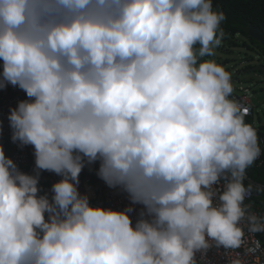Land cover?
Masks as SVG:
<instances>
[{
  "label": "clouds",
  "instance_id": "obj_1",
  "mask_svg": "<svg viewBox=\"0 0 264 264\" xmlns=\"http://www.w3.org/2000/svg\"><path fill=\"white\" fill-rule=\"evenodd\" d=\"M226 19L213 0H0V89L27 97L11 139L35 156L27 174L0 146V264H211L213 247L262 264L264 214L245 203L264 192L245 184L261 144L213 58ZM96 162L129 206L81 194ZM41 171L61 177L51 195Z\"/></svg>",
  "mask_w": 264,
  "mask_h": 264
},
{
  "label": "built area",
  "instance_id": "obj_2",
  "mask_svg": "<svg viewBox=\"0 0 264 264\" xmlns=\"http://www.w3.org/2000/svg\"><path fill=\"white\" fill-rule=\"evenodd\" d=\"M2 64L3 62L0 60V72H2ZM236 98L247 99V106L250 110L246 117L253 118L255 113V106L253 103L246 96ZM24 99H27L26 93L19 87L8 85L5 89H0V146L3 147L5 155L16 163L20 171L27 174H34V147L31 145L22 146L18 141H12V129L8 120L10 109L16 107L18 102ZM252 125L255 127L253 123ZM256 129L258 132V128ZM260 144L261 156L253 164L257 167H262L264 165V138H261ZM98 168L99 162H96L91 165L86 164L82 170L79 177V191L81 194H87L93 206L99 205L106 208L110 207L115 210H122L129 206L130 201L127 194L118 188H109L104 181L97 176L96 173ZM59 179H61V177L53 172L41 171L38 184L40 190L39 194L43 195L44 193H48L51 195L52 185ZM245 182L259 185L250 180L247 175ZM263 195L264 192H254L251 197L246 198L245 203L256 213L264 214V206L257 204V200L261 199ZM141 207V205H133L134 211L130 213L133 224H135L138 218ZM257 237L264 243V234H257ZM224 252L225 250L222 247L220 249L213 247L208 251L207 258L211 264H226ZM197 257L199 258V253H197ZM262 264H264V257H262Z\"/></svg>",
  "mask_w": 264,
  "mask_h": 264
},
{
  "label": "trees",
  "instance_id": "obj_3",
  "mask_svg": "<svg viewBox=\"0 0 264 264\" xmlns=\"http://www.w3.org/2000/svg\"><path fill=\"white\" fill-rule=\"evenodd\" d=\"M213 5L214 7H220L227 17L221 25L225 32L224 40L226 43L231 47H239L241 42L238 39L240 37L245 38L255 48L259 49L264 61V49L249 36L250 26L264 33V0H213ZM243 45L248 47L246 42ZM249 47L254 50L253 47ZM233 96L242 97L234 94ZM245 120L247 123H253L251 117H245ZM258 136L260 141L261 138H264L263 128L258 129ZM246 175L256 184L264 185V165L262 167L252 165L247 169ZM245 184L247 183L245 182ZM257 204L264 206V195L257 200Z\"/></svg>",
  "mask_w": 264,
  "mask_h": 264
},
{
  "label": "rangeland",
  "instance_id": "obj_4",
  "mask_svg": "<svg viewBox=\"0 0 264 264\" xmlns=\"http://www.w3.org/2000/svg\"><path fill=\"white\" fill-rule=\"evenodd\" d=\"M238 41L241 42L239 47H231L223 39L213 58L233 73L235 87L233 94L246 96L253 103L255 106L253 124L258 129H264V74L248 72L250 68L264 62L263 56L247 39L240 37ZM245 42L248 47L243 45Z\"/></svg>",
  "mask_w": 264,
  "mask_h": 264
},
{
  "label": "water",
  "instance_id": "obj_5",
  "mask_svg": "<svg viewBox=\"0 0 264 264\" xmlns=\"http://www.w3.org/2000/svg\"><path fill=\"white\" fill-rule=\"evenodd\" d=\"M249 36L254 39L264 49V33L261 30L256 29L253 26L249 27ZM249 73H263L264 74V62L258 64L248 70Z\"/></svg>",
  "mask_w": 264,
  "mask_h": 264
}]
</instances>
